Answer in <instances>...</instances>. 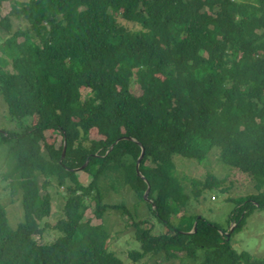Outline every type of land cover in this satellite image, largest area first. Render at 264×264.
<instances>
[{
  "label": "trees",
  "instance_id": "obj_1",
  "mask_svg": "<svg viewBox=\"0 0 264 264\" xmlns=\"http://www.w3.org/2000/svg\"><path fill=\"white\" fill-rule=\"evenodd\" d=\"M12 17L25 24L14 29ZM0 93L17 128L0 131L8 148L0 175L20 189L23 212L13 227L0 206V264H134L161 253L194 264H264L231 241L264 210V0H12L0 19ZM213 148L254 188L228 198L231 235L227 222L187 213L192 197L173 159L202 162ZM79 168L92 177L87 185ZM52 180L64 190L66 219L44 241ZM192 184L193 198L224 196L212 174ZM120 186L161 228L130 224L132 262L110 249L116 234L103 222L125 208L106 200ZM88 208L100 224L84 219Z\"/></svg>",
  "mask_w": 264,
  "mask_h": 264
},
{
  "label": "rangeland",
  "instance_id": "obj_2",
  "mask_svg": "<svg viewBox=\"0 0 264 264\" xmlns=\"http://www.w3.org/2000/svg\"><path fill=\"white\" fill-rule=\"evenodd\" d=\"M19 1L24 2L28 0ZM11 4L12 0H2L0 2V19L9 12ZM12 21L14 29L19 25L23 26L25 24L23 20L20 21L15 19V17H12ZM122 22L126 23L123 20ZM7 68L9 69L10 66ZM131 90L136 95L141 93L139 84L135 81L131 82ZM86 91V89L82 90L83 95ZM3 130L15 131L17 128L7 115L6 103L0 93V131ZM45 134L48 135V132ZM53 137L55 138V147H58L62 142V138L58 133L54 134ZM91 137L98 138L99 136L95 132H92ZM7 150V146L0 144V172L2 171L1 167L7 170ZM173 159H175L177 173L182 177L181 183L188 188L186 190L187 195L192 197V199L187 201L188 210L184 207L182 208L183 210L185 209L188 214L198 212L211 220V222L214 221L218 224H221L222 221L227 222L226 219L229 218L230 211L234 206L228 198L235 199L239 196H246L254 190L250 179L247 178L245 174L238 169L227 168L222 162H220L219 151L216 148H213V150L207 154V159L202 162L181 156L173 157ZM146 164H149L148 161ZM75 172L82 185H87L91 181V175H88L81 168L76 169ZM207 174H212L216 181L220 182L219 186L225 191L223 197L218 198L215 193L209 191H205L202 195L199 194L197 198H193L190 194L193 187L192 180L193 182L203 181ZM41 178L43 177L41 176L39 179ZM10 183L11 181L9 179H4L0 175V206L5 208L8 221L14 227L18 222L22 221L23 217L21 204L22 193L20 189H17L14 192ZM46 190L51 195L50 215L44 217L40 224L41 226L44 223H47L48 225V228L45 229L44 236L42 237L44 238V241H52L60 233L53 228L54 225L66 219V214L64 212L66 196L64 195L63 188L58 187L56 181L53 180L52 184L49 185ZM109 191L110 193L106 197V200L109 203H115L118 205L123 204L125 207L124 209L127 210H122L121 208L111 209L106 213L105 218H103V222L106 224L108 223L109 229L114 235L116 234L114 239L112 238L110 242V249L121 260L132 262L134 259L127 253L131 248L130 241L134 238V228L130 224L138 223L143 229L151 227L150 230L152 233L160 232L161 228H158V226H151L150 221H153L151 220L152 217L149 216V219H145L147 218V212H145L146 207L144 204L138 203L139 201L136 195H134V193L127 187L120 186L116 191L111 189H109ZM139 206L141 207L140 209ZM182 213L183 211L179 213V216ZM84 214V219L90 221L92 224H100L102 222L101 219L94 215L91 208H88ZM142 219L146 220V222H141ZM225 224H227L225 225V228H227L226 233L231 235L230 231L236 227V222L232 220ZM231 241L232 245L239 251L244 250L255 256H264V210H255L253 214L247 218L243 228L232 236ZM137 246L138 245L135 247ZM156 255V257L147 255L141 260H134V264H194L191 260L181 262L177 258L165 256L164 253Z\"/></svg>",
  "mask_w": 264,
  "mask_h": 264
},
{
  "label": "water",
  "instance_id": "obj_3",
  "mask_svg": "<svg viewBox=\"0 0 264 264\" xmlns=\"http://www.w3.org/2000/svg\"><path fill=\"white\" fill-rule=\"evenodd\" d=\"M64 152H65V146H64V148H63L62 155H64ZM143 154H144V148L142 147V149H141V153H140V156L138 157V160H137V165L139 164L140 159H142ZM148 191H149V187H148V189L146 190V192H145L144 195H143L144 198L147 197V193H148Z\"/></svg>",
  "mask_w": 264,
  "mask_h": 264
},
{
  "label": "bare ground",
  "instance_id": "obj_4",
  "mask_svg": "<svg viewBox=\"0 0 264 264\" xmlns=\"http://www.w3.org/2000/svg\"><path fill=\"white\" fill-rule=\"evenodd\" d=\"M141 160V159H140ZM146 192V191H145Z\"/></svg>",
  "mask_w": 264,
  "mask_h": 264
}]
</instances>
